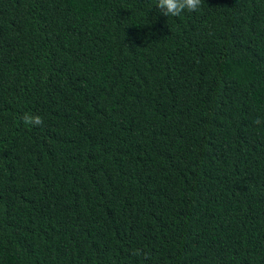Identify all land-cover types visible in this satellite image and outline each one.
<instances>
[{
    "label": "trees",
    "instance_id": "obj_1",
    "mask_svg": "<svg viewBox=\"0 0 264 264\" xmlns=\"http://www.w3.org/2000/svg\"><path fill=\"white\" fill-rule=\"evenodd\" d=\"M156 4L0 0V264H264V0Z\"/></svg>",
    "mask_w": 264,
    "mask_h": 264
},
{
    "label": "clouds",
    "instance_id": "obj_2",
    "mask_svg": "<svg viewBox=\"0 0 264 264\" xmlns=\"http://www.w3.org/2000/svg\"><path fill=\"white\" fill-rule=\"evenodd\" d=\"M156 6L159 11L169 17H176L181 15L182 12H197L202 6V0H157ZM23 123L29 126H43V119L38 115L25 113L22 117ZM257 124L261 123L260 120L256 121Z\"/></svg>",
    "mask_w": 264,
    "mask_h": 264
}]
</instances>
